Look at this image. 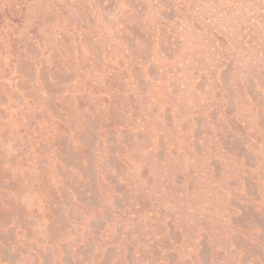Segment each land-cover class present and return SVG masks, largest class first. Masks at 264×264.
<instances>
[{"label": "rangeland", "instance_id": "rangeland-1", "mask_svg": "<svg viewBox=\"0 0 264 264\" xmlns=\"http://www.w3.org/2000/svg\"><path fill=\"white\" fill-rule=\"evenodd\" d=\"M0 264H264V0H0Z\"/></svg>", "mask_w": 264, "mask_h": 264}]
</instances>
